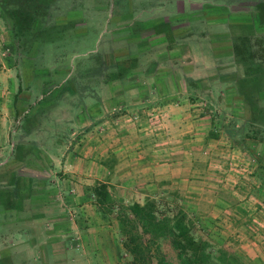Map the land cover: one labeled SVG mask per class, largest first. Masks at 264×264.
<instances>
[{
	"label": "crops",
	"instance_id": "1",
	"mask_svg": "<svg viewBox=\"0 0 264 264\" xmlns=\"http://www.w3.org/2000/svg\"><path fill=\"white\" fill-rule=\"evenodd\" d=\"M195 4L200 3L189 1L188 11L155 17L139 28L135 36L156 35L163 41L154 47L166 55L141 77L99 81L85 76L91 63L81 66L83 76L75 80V62L62 78L56 75L62 64L29 67L30 88L16 94V107L32 103L20 127L9 123L20 82L0 61V156L12 150L0 161V237H6L0 264H127L114 210H101L91 193L99 182L124 205L155 199L171 187L199 236L250 255L251 264H264V160L253 155L241 161L244 167L224 169L229 149L244 157L260 140L245 136L244 125L237 140L225 127L202 125L199 120L210 122L212 115L198 117L196 99H189L195 96L190 87L205 84L222 86L220 100L228 102L240 100V80L259 78L264 85V26L252 21L264 19V0H214L204 13L191 10ZM211 7L220 11L213 14ZM72 25L65 31L75 38L82 32L78 22ZM168 63L175 75L171 83L163 73ZM61 88L67 98L60 97ZM33 150L44 158H30ZM36 165L41 179L21 172Z\"/></svg>",
	"mask_w": 264,
	"mask_h": 264
},
{
	"label": "rangeland",
	"instance_id": "2",
	"mask_svg": "<svg viewBox=\"0 0 264 264\" xmlns=\"http://www.w3.org/2000/svg\"><path fill=\"white\" fill-rule=\"evenodd\" d=\"M189 1L190 4H192V1L200 3L193 6L191 5V10L196 9L203 12L204 9L208 10V4L212 3L214 0H0V5L1 3L6 5L8 2H13L19 9H26L25 4L28 3L39 4V6H37V15H35L38 20H43V24L46 23V21H53V23L62 25L58 28L52 29L48 34L49 36L41 39L38 38L37 40L41 42L40 45H38L37 40L33 41L34 38L25 39V41L22 42V38L12 36V31L10 29L11 23L4 14V11L0 9V46L4 47L0 54V61L8 66L10 65V70H8L7 75H10V77L17 79L20 82L18 90L14 94L13 102L11 103L13 109L16 110V113L14 117L9 119L10 127H20L23 117L27 115L29 108L32 106V103H26V105L19 103V107H16L15 105L18 100L16 94L24 93V91L30 88L28 87L29 85H27L30 74L29 67H42L45 64L49 67L54 64L51 63L52 61L56 62V60L59 59V56L62 57V55L65 54L64 60L66 62H64L62 64L63 66L57 70V78H62L72 70V75H75L73 80H75L76 77H79L80 79L83 75H81L82 73L79 69H81V66H86V64L89 63L93 65V69L88 71V74L85 76H90V78L95 77L99 81L103 79H111V76L118 78H130L133 76L141 77V74L145 69L151 68L150 70H153L155 61L165 59L166 55H164L163 48L156 50L154 47L156 42L163 40L157 38L156 35H150L149 37H143L140 39L135 36L137 35L139 28L142 29L144 26L150 25L149 21L155 17H167L170 16L169 14L175 15V12L177 11H188L187 4ZM224 1L228 2L231 0ZM238 3L243 5L241 1H238ZM45 4L46 6H44ZM94 6H96L97 9ZM44 7H46L45 10ZM211 9L213 10V14L220 11L217 7H211ZM259 19H252V21L255 22V26L259 25L263 27L264 19ZM82 21L83 23L81 24ZM76 22H78V27H80L79 32L82 33H79L74 38L68 32V29L65 31V28L70 24H73L72 26H74ZM165 28L169 29V26ZM83 29L85 30L83 31ZM165 40L170 42L172 38L168 37L167 39H164L163 43H165ZM43 42L45 43L43 44ZM141 47L145 50L148 49V53H141ZM73 51H75V54ZM186 55L187 53H184V57H187ZM70 57L72 61L69 60ZM184 57H182V59ZM62 59L61 61H63ZM32 60H34L33 64H31ZM2 62H0V65ZM69 63L75 64V68H73L74 70H67L70 66L68 65ZM174 63H176V60ZM171 64H165L166 68H170V70H164L163 72H166V75L168 76L167 80H169V82L171 81V78L175 77L172 69L173 66ZM5 66L4 68H6ZM160 67H164V64ZM115 69H118V72H116ZM41 72L44 71L41 70ZM167 85L164 87L166 89H164L166 91L165 93H169L171 90V87H167ZM71 87V93L75 94L78 89V84L74 83ZM222 89L223 87L218 84H205L199 89L196 87H190L189 94L195 96L189 99H196L195 108H197L198 117L205 114L212 115L210 118L207 117L210 122L199 120L203 122L202 125H204L205 122V125L208 124L210 127H225L226 130L228 129L227 131L230 133L232 139L235 138V140L239 139V136L242 135L243 132H240L239 129L244 125L248 136H253L254 138H257V140H260L259 146L254 150L249 147L244 151V157H236V155H234L236 153L231 152L229 149L226 152L228 155H226L227 159L225 157V160L227 164L229 160L230 164L224 168L229 170L230 168H234L237 163L238 166L242 165V167H244V164H241V161L243 163L244 159H251L253 155L258 156V159L264 158V131L258 126V124L252 123L247 119L249 110H251L250 103L242 104L238 101L228 102L220 100ZM175 90L179 91L177 86L175 87ZM262 90L263 92L261 95L264 96V89ZM186 92L187 91H185V93ZM227 92L231 93L233 92V89L231 88L227 90ZM68 96L69 93L61 88L60 97L67 98ZM253 108H255V110L263 109L264 101L257 103ZM235 114L238 116H233ZM240 116H242L241 119ZM259 122L263 123L262 121ZM235 128L238 130H235ZM11 151L9 149L3 151L4 156H0V161L4 159L5 156H11ZM32 152L33 155H31L30 158H38V161L41 158H44L41 150H38L37 152L33 150ZM16 155L17 157L19 156V149L16 151ZM30 168H34V170L24 168L21 169V172L33 173L39 175L37 178H40L42 172L38 171L37 168H41V166L36 165L35 167ZM39 184H41V182ZM155 200L158 202L159 208L168 214L178 208L182 209L185 213L183 202H180L177 199V196L175 192L171 190V187H164L163 193L158 197H155ZM185 215L190 221L194 234L202 238L196 233L193 220H191L186 213ZM1 234L2 232L0 231V236ZM3 239L6 240V237ZM3 239L0 237V243ZM205 240L212 245L213 250L218 249V251H223L225 253L222 260L225 261L226 264H230L228 263V255L235 256V261L234 263L232 261L231 264L252 263L249 260L250 255L242 254L237 249H234V247L228 248L219 243H212L208 239ZM229 240L232 241V239ZM162 249L167 256H170L171 259L173 258L172 251L166 246V244L162 245ZM209 264L219 263H217L215 259H211Z\"/></svg>",
	"mask_w": 264,
	"mask_h": 264
},
{
	"label": "trees",
	"instance_id": "3",
	"mask_svg": "<svg viewBox=\"0 0 264 264\" xmlns=\"http://www.w3.org/2000/svg\"><path fill=\"white\" fill-rule=\"evenodd\" d=\"M25 5L26 9L17 8V5L13 2H8L6 5L1 3L0 5L1 10L4 11L11 23L12 36L22 38V42L25 39L34 38L33 41H36L38 38L49 36L51 30L58 25L54 24L53 21H46L47 24H43V20L40 21L35 17L39 4L28 3ZM45 9L46 7H44ZM37 43L38 45L41 44L40 41ZM64 55L59 56L56 62L52 61L51 63L63 64L66 62ZM33 62L34 60L31 61V63ZM115 71L118 72V69H115ZM74 76L71 77L74 78ZM50 82L51 80L45 81L48 85ZM50 88L49 85L47 90ZM262 88H264L262 80L253 77L243 79L242 83L240 80L235 86V90L240 97L238 102L242 104L250 103L252 111L249 110L247 119L258 124L264 131V108H261L262 110L253 108L257 103L264 101V97L259 96L256 92V90H262ZM245 136H248L247 132ZM261 160H264V158H261ZM91 193L94 196L95 204L101 207V210L104 212L114 210L118 231L122 237L121 246L129 256L127 264H209L211 259H215L219 264H226L222 260L225 256L223 251L213 250L212 245L207 240L194 234L190 221L182 209L178 208L168 214L159 208V204L154 198L146 199L142 203L132 202L124 205L121 202H115L110 197L106 184L101 182L91 187ZM163 244H166L172 251V259L163 251ZM228 260V263L231 264L232 261L234 263L235 256L228 255Z\"/></svg>",
	"mask_w": 264,
	"mask_h": 264
}]
</instances>
